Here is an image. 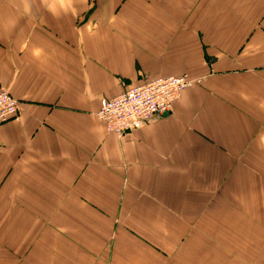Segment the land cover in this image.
Masks as SVG:
<instances>
[{"label": "crops", "instance_id": "0c3cea01", "mask_svg": "<svg viewBox=\"0 0 264 264\" xmlns=\"http://www.w3.org/2000/svg\"><path fill=\"white\" fill-rule=\"evenodd\" d=\"M187 76L123 137L104 100ZM0 264H264V0H0Z\"/></svg>", "mask_w": 264, "mask_h": 264}, {"label": "built area", "instance_id": "2783aa9c", "mask_svg": "<svg viewBox=\"0 0 264 264\" xmlns=\"http://www.w3.org/2000/svg\"><path fill=\"white\" fill-rule=\"evenodd\" d=\"M200 83V79L187 76L154 79L113 99L104 100L98 118L109 132L123 137L142 129L158 116L172 113L181 93ZM19 113V101L0 85V126L17 120Z\"/></svg>", "mask_w": 264, "mask_h": 264}]
</instances>
